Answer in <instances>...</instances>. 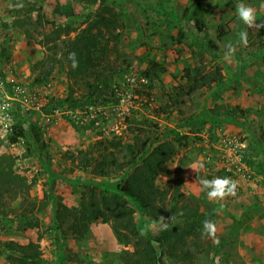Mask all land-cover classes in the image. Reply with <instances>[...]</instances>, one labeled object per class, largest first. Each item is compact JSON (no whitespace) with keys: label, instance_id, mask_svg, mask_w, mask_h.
Returning a JSON list of instances; mask_svg holds the SVG:
<instances>
[{"label":"rangeland","instance_id":"1","mask_svg":"<svg viewBox=\"0 0 264 264\" xmlns=\"http://www.w3.org/2000/svg\"><path fill=\"white\" fill-rule=\"evenodd\" d=\"M195 1L110 2L120 24L104 34L101 46L108 45L104 61L93 71L115 73L105 90L106 101L99 103L90 96L93 78L71 67L62 41L68 36L74 39L87 27L100 2L22 0L24 8L15 10L13 5L20 0H0V72L20 89L16 101L7 98L12 130L5 133L0 124V164L11 163L12 173L29 186L30 198L37 201L31 218L39 222L37 228L23 230L18 218L30 208L29 200L7 198L8 216L0 221V264H9L3 244L10 241L38 243L45 264H58L61 254L64 264H127L122 252L132 248L118 242L111 223L98 220L77 237L69 226L87 186L100 192L106 182L124 177L126 169L100 177L94 170L100 161L122 158L124 145L134 142L136 135L154 141L165 134L177 151L156 184L168 191L167 200L174 207L196 211L201 221H215L220 241L217 245L191 235L190 240H196L190 247L195 256L183 262L165 257V264H264V29L248 28L235 11L238 3L250 5L256 9L257 22H264V0H199L215 10L196 18L191 9ZM242 30L248 33L247 46L236 44ZM229 41L237 47L230 62L223 59ZM153 63L162 69L150 88L145 74ZM195 68L202 73L221 69L222 82L189 92L192 82L185 71ZM127 91L137 98L121 117L114 107ZM91 102L107 117L102 119L98 113L103 129L95 122L80 124L73 119L71 112L78 109L83 114ZM203 114L207 122L200 128L197 120ZM115 125H119L117 133ZM17 131L23 136L12 141ZM173 131L184 137L180 143ZM226 136L245 141L255 184L239 183L235 197L213 202L193 183L197 173L208 179L226 176L215 148ZM61 205L74 214L56 230L55 210ZM179 213L177 217L184 218ZM135 216L138 222L152 221L138 212ZM151 232L156 235L159 229Z\"/></svg>","mask_w":264,"mask_h":264},{"label":"trees","instance_id":"2","mask_svg":"<svg viewBox=\"0 0 264 264\" xmlns=\"http://www.w3.org/2000/svg\"><path fill=\"white\" fill-rule=\"evenodd\" d=\"M98 1L101 7L94 15H91L87 27L74 39L68 36L63 39L62 43L68 54L71 52L77 54L79 60L77 73H85L84 75L88 78H93L92 83H89L88 86L91 98L96 102L104 103L106 101L104 96L107 94L105 90L110 88L115 72L107 74L93 70L102 66L100 63L104 61L105 46H108H101L106 38L104 34H111L117 29L120 24L118 22L120 15L115 8L109 6L110 2H115V0ZM191 9H194L195 17L202 16L206 12H214L215 7H204L197 0ZM168 19L170 22H175L170 16ZM99 53H101L100 56ZM160 68L162 69L160 64L153 63L146 72L145 75L151 82L150 88L155 86L153 80L159 76L158 69ZM185 75H187L188 81L192 82L189 92L211 86L214 82H222L223 78L221 69L213 73H202L200 69L196 68L191 71L186 69ZM100 96L104 101H101ZM91 98L88 97V99ZM206 117L203 114L200 121L197 120V125L200 128L207 122ZM173 133L177 138L176 141L180 143L184 137L178 131H173ZM20 136H23V133L17 131L12 137V141ZM165 137L167 134L163 135V139L156 137L153 141L150 136L136 135L134 142L124 145L122 158H114L110 163L107 158H104L95 166L94 170L100 177L110 176L117 170L126 169V172L120 180L106 182L104 184L106 188L104 187L100 192L97 191L96 186H87L79 203V209L75 213V221L69 226L76 237L84 236L89 230L90 224L100 220L104 223H111L118 242L132 248V251L122 252V255L126 257L127 264H165V257L183 262L191 260L195 256L191 253L190 247L194 246L196 240L191 241L190 236L195 235L198 239L201 238L200 229H198L202 222L200 215L194 210L190 211L187 207H174L167 200L168 191L156 184L161 170L172 160L177 151L176 143L167 141ZM154 143L156 146L153 147ZM117 144L119 146L121 142ZM0 166L2 167H0V221L8 216L6 212L7 198L16 199L22 196L29 200L30 208H26L25 212L19 215V224L23 230L37 228L38 220L31 218L37 201L30 198L29 186L20 176L12 173L11 163L6 162V166L3 164ZM55 212L54 228L56 230H60L66 225L74 214L66 205H61V208H57ZM136 212L140 214L141 218L147 217L150 220L158 219L159 216L170 218L174 214L176 219L166 231L159 230L156 235L149 231L142 236L140 233L146 224L144 219H141L140 222L137 221ZM179 212L184 213V218L177 217ZM3 245L9 264H45L38 243L10 241ZM60 256L62 259L64 258L62 254ZM62 259L58 264H64Z\"/></svg>","mask_w":264,"mask_h":264},{"label":"built area","instance_id":"3","mask_svg":"<svg viewBox=\"0 0 264 264\" xmlns=\"http://www.w3.org/2000/svg\"><path fill=\"white\" fill-rule=\"evenodd\" d=\"M142 82L146 83L147 79H142ZM11 83L13 86H11ZM19 91L20 89L18 83L14 79L6 81L3 73L0 72V97H6L0 101V124L2 125L5 133L10 132V130L13 128L12 117L9 113L10 103H8L7 98L11 99V101H16V96L18 95ZM9 92H13L11 97H8ZM119 98H121L120 102L114 108H117V114L122 117V115L124 116L126 113V110L127 112L130 110V104L134 98H137V96L127 91L125 95L120 94ZM124 103H127V109L123 108ZM85 108L86 110L83 112V114L78 109L74 110V112H71L73 119L80 122V124L95 122V126L100 129V126L103 125L102 120L99 119L98 113L100 112L102 119L107 118L106 115L102 113V108H99L94 102H91ZM118 129L119 125H115L113 127V131L116 133ZM13 144L15 143L13 142ZM215 148L217 153H219V160L226 176L237 180L240 184L252 183L255 172L249 162L247 145L245 141H243L240 137L226 136L221 139Z\"/></svg>","mask_w":264,"mask_h":264},{"label":"clouds","instance_id":"4","mask_svg":"<svg viewBox=\"0 0 264 264\" xmlns=\"http://www.w3.org/2000/svg\"><path fill=\"white\" fill-rule=\"evenodd\" d=\"M24 6L25 5L22 0L13 5L15 10H21L24 8ZM235 11L238 19L248 28L264 29V22H257L256 9L254 7L246 5L244 3H238L236 5ZM236 44L247 46L248 33L246 30H242L239 32ZM236 44L231 41L225 43L223 49V59L225 61L230 62L234 57L237 51ZM67 59L71 61V67L74 70L79 67V60L75 52L69 53ZM189 168L195 170L194 166H190ZM193 184L200 185L202 189L206 191L207 199L213 202H220L224 201L228 197H235L237 195V190L239 187V182L231 177L217 176L215 178L208 179L200 176L199 173H197L195 183ZM223 207L224 205L221 204V209ZM179 214L183 215L182 212ZM175 219V214L170 218L159 216L158 219H153L150 223L146 224L140 234L144 236L147 234V232L151 231L154 228L161 231H166L172 225ZM217 232L218 228L215 221H213L212 219H205L204 221H202V228L200 229L201 239H211L215 244L219 245L220 241L217 238Z\"/></svg>","mask_w":264,"mask_h":264},{"label":"crops","instance_id":"5","mask_svg":"<svg viewBox=\"0 0 264 264\" xmlns=\"http://www.w3.org/2000/svg\"><path fill=\"white\" fill-rule=\"evenodd\" d=\"M260 179H261V177H259ZM259 179V180H260ZM253 183V182H252ZM252 183H250V184H242V185H252ZM255 183H253V185H254ZM258 184H256V186H257Z\"/></svg>","mask_w":264,"mask_h":264}]
</instances>
